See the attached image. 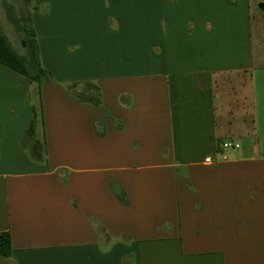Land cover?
Masks as SVG:
<instances>
[{
    "label": "crops",
    "instance_id": "0c3cea01",
    "mask_svg": "<svg viewBox=\"0 0 264 264\" xmlns=\"http://www.w3.org/2000/svg\"><path fill=\"white\" fill-rule=\"evenodd\" d=\"M86 2L32 17L44 67L95 83L100 105L44 82L40 144V85L0 64V264H264L252 0Z\"/></svg>",
    "mask_w": 264,
    "mask_h": 264
},
{
    "label": "rangeland",
    "instance_id": "374dc122",
    "mask_svg": "<svg viewBox=\"0 0 264 264\" xmlns=\"http://www.w3.org/2000/svg\"><path fill=\"white\" fill-rule=\"evenodd\" d=\"M39 0H0V26L2 28L3 33L9 39L12 47L14 50L21 56L29 59L31 54V49L27 47V37L24 33L19 32L15 22H19L21 25H24L29 29L32 27L34 28L33 22V13L38 12L44 14L46 13L47 8H42V6L47 7L46 3L35 4ZM99 3V0H87L86 7L87 9L93 8ZM264 4V0H252V33H253V47L255 55L258 57L263 55L264 57V7L261 8L260 4ZM37 8L36 10L34 8ZM28 19H30L31 23H28ZM36 33V31H35ZM37 35V33H36ZM37 37V36H36ZM39 59L42 67L44 65L41 61V56L39 52ZM264 61V59H263ZM50 75L51 80L54 83H57L62 87L65 91L68 90L67 88L69 85L77 82L71 81H62L59 78L51 73L48 69H46ZM48 81V82H50ZM233 87V86H232ZM42 88V90H41ZM68 93H70L68 91ZM48 93L47 91H43V85H40V89L37 90L36 87H30L29 96H28V103L32 107V121L34 122L32 126L31 133L28 135L31 138H36L38 142L41 144V135H40V123L41 120L44 118L45 109L49 105V101L47 99ZM28 129V128H27ZM31 138H26V142H24L25 148L29 151L28 145L26 144ZM231 139V138H230ZM245 144V141H242Z\"/></svg>",
    "mask_w": 264,
    "mask_h": 264
},
{
    "label": "trees",
    "instance_id": "16d2710c",
    "mask_svg": "<svg viewBox=\"0 0 264 264\" xmlns=\"http://www.w3.org/2000/svg\"><path fill=\"white\" fill-rule=\"evenodd\" d=\"M37 9L36 7L34 8ZM28 23H31L28 19ZM19 32L27 37V47L31 49L29 59L19 55L12 47L9 39L5 36L0 26V64L18 73L27 83H37L39 85L51 80L50 73L44 69L39 59V47L34 29L15 22ZM68 91L80 102L91 105L101 104V94L99 87L92 82L73 83L67 88ZM33 122L30 123L26 131V136L31 133ZM31 129V130H30ZM222 146V145H221ZM12 246L9 233L0 234V254L5 257L11 256Z\"/></svg>",
    "mask_w": 264,
    "mask_h": 264
},
{
    "label": "built area",
    "instance_id": "2783aa9c",
    "mask_svg": "<svg viewBox=\"0 0 264 264\" xmlns=\"http://www.w3.org/2000/svg\"><path fill=\"white\" fill-rule=\"evenodd\" d=\"M239 144L237 143H234V142H225L224 144H222L221 146V149L223 151H228V150H231V149H239ZM222 151V152H223ZM224 154V153H222ZM224 159V158H223ZM218 160H216V158H212V157H207L205 159V163L206 164H214L215 162H217Z\"/></svg>",
    "mask_w": 264,
    "mask_h": 264
}]
</instances>
